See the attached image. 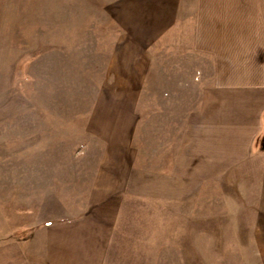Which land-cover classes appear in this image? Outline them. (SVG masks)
Listing matches in <instances>:
<instances>
[{"label":"rangeland","instance_id":"1","mask_svg":"<svg viewBox=\"0 0 264 264\" xmlns=\"http://www.w3.org/2000/svg\"><path fill=\"white\" fill-rule=\"evenodd\" d=\"M121 29L111 1L0 0V264L35 262L31 234L82 214L124 107L100 95ZM157 155L137 162L165 174ZM185 169L159 196L124 194L102 264H262L251 231L225 222L221 183Z\"/></svg>","mask_w":264,"mask_h":264},{"label":"crops","instance_id":"2","mask_svg":"<svg viewBox=\"0 0 264 264\" xmlns=\"http://www.w3.org/2000/svg\"><path fill=\"white\" fill-rule=\"evenodd\" d=\"M103 1L123 37L100 95L124 107L110 111L117 120L82 214L36 229L31 264H102L124 194L159 196L183 165L195 181L221 183L225 222L251 231L264 264V1ZM155 154L169 161L165 174L137 162Z\"/></svg>","mask_w":264,"mask_h":264}]
</instances>
